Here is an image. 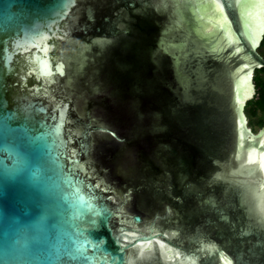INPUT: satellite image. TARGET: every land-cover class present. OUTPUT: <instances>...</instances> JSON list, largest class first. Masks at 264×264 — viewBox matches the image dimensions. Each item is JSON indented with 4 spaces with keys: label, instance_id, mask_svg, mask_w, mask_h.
I'll return each instance as SVG.
<instances>
[{
    "label": "water",
    "instance_id": "1",
    "mask_svg": "<svg viewBox=\"0 0 264 264\" xmlns=\"http://www.w3.org/2000/svg\"><path fill=\"white\" fill-rule=\"evenodd\" d=\"M264 0H0V264H264Z\"/></svg>",
    "mask_w": 264,
    "mask_h": 264
},
{
    "label": "trees",
    "instance_id": "2",
    "mask_svg": "<svg viewBox=\"0 0 264 264\" xmlns=\"http://www.w3.org/2000/svg\"><path fill=\"white\" fill-rule=\"evenodd\" d=\"M257 53L264 59V33L257 47ZM252 83L254 95L245 103L243 112L248 126L253 132H257L264 128V68H256L253 71Z\"/></svg>",
    "mask_w": 264,
    "mask_h": 264
},
{
    "label": "flooded vegetation",
    "instance_id": "3",
    "mask_svg": "<svg viewBox=\"0 0 264 264\" xmlns=\"http://www.w3.org/2000/svg\"><path fill=\"white\" fill-rule=\"evenodd\" d=\"M246 126L251 130V128L248 126V121H247V118H246ZM260 131V130H259ZM259 131H257V132H259ZM251 132L253 133V134H256L257 132H253L252 130H251Z\"/></svg>",
    "mask_w": 264,
    "mask_h": 264
}]
</instances>
